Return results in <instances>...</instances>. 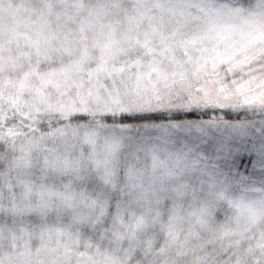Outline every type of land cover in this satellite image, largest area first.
Wrapping results in <instances>:
<instances>
[{"label": "snow or ice", "instance_id": "1", "mask_svg": "<svg viewBox=\"0 0 264 264\" xmlns=\"http://www.w3.org/2000/svg\"><path fill=\"white\" fill-rule=\"evenodd\" d=\"M0 264H264V0H0Z\"/></svg>", "mask_w": 264, "mask_h": 264}]
</instances>
